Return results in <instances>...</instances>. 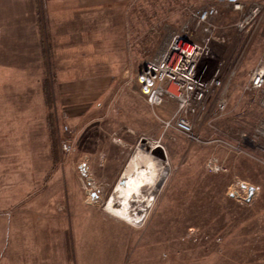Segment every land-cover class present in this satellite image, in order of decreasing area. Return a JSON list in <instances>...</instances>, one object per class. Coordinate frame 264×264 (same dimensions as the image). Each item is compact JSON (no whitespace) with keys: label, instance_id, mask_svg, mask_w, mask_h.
Returning <instances> with one entry per match:
<instances>
[{"label":"rangeland","instance_id":"374dc122","mask_svg":"<svg viewBox=\"0 0 264 264\" xmlns=\"http://www.w3.org/2000/svg\"><path fill=\"white\" fill-rule=\"evenodd\" d=\"M72 2L0 0V264H264V94L246 91L264 62V0H238L240 9L217 0H96L93 23L86 0ZM211 6L217 14L204 34L194 16ZM255 7L252 28L239 30ZM85 27L90 36H68ZM183 33L196 43L209 38L195 71L204 81L217 74L223 86L190 117L198 141L164 130L156 117L168 119L175 105L151 109L136 82L144 64ZM55 41L64 43L53 51ZM93 49L95 56L78 58ZM104 64L112 74L97 73ZM72 84L90 85L84 96L94 98L78 116L63 105ZM223 90L227 106L219 113ZM39 96L43 111L9 108ZM240 135L252 158L201 142ZM64 140L70 153L61 151ZM144 142L161 149L164 159L153 156L166 168L138 222H126L105 206L135 150H150ZM210 155L223 160L224 173L205 168ZM237 181L256 188L248 203L245 194L228 196Z\"/></svg>","mask_w":264,"mask_h":264},{"label":"built area","instance_id":"2783aa9c","mask_svg":"<svg viewBox=\"0 0 264 264\" xmlns=\"http://www.w3.org/2000/svg\"><path fill=\"white\" fill-rule=\"evenodd\" d=\"M220 3H226L240 9L238 0H217ZM259 13V8L255 7L250 14L237 22L236 27L247 32L255 23V17ZM217 14L215 7H209L199 10L195 13L194 20L197 26H201L204 34L210 32L209 19ZM209 38L196 43L192 41L185 33L177 34L172 37L166 49L157 57L147 61L136 77L139 88V94L145 103L154 108L161 106L166 102L175 105V109L168 119L161 120L156 117L164 127V130H173L186 137L191 141H198L199 136L194 133L193 123L190 119L199 109L205 105L207 93L211 90L223 89L222 81L217 74L209 81L201 80L196 74L195 66L204 56H208L207 44ZM203 57V58H204ZM232 74H228V78ZM226 89V88H225ZM246 91L253 94H264V62H260L249 76ZM224 90L220 93L216 106L219 113H223L227 106ZM259 105L264 107V97H260ZM264 131V124L260 126ZM264 136V132L260 133ZM246 137L240 135L238 140H226L215 138L212 140H202L203 144H215L216 147L227 149L238 155H244L252 158L251 152L241 146V142ZM200 140V139H199ZM243 140V141H242ZM73 150L71 140L61 142V151L65 154ZM224 162L217 155H210L206 162L205 168L213 174L224 173ZM243 186V188H241ZM250 186L243 182L237 181L229 189L228 196L232 198L247 196V189ZM254 188V187H253ZM256 192L254 188L253 195Z\"/></svg>","mask_w":264,"mask_h":264},{"label":"bare ground","instance_id":"6f19581e","mask_svg":"<svg viewBox=\"0 0 264 264\" xmlns=\"http://www.w3.org/2000/svg\"><path fill=\"white\" fill-rule=\"evenodd\" d=\"M141 147L150 150H135L105 206L106 211L126 222H138L140 212L148 206L166 168L164 162L153 156L160 155V150L147 142Z\"/></svg>","mask_w":264,"mask_h":264},{"label":"crops","instance_id":"0c3cea01","mask_svg":"<svg viewBox=\"0 0 264 264\" xmlns=\"http://www.w3.org/2000/svg\"><path fill=\"white\" fill-rule=\"evenodd\" d=\"M113 0H104V3L105 4H108V3H110V2H112ZM72 3H75V0H73V2ZM89 3H90V5H89ZM86 4H88L87 5V7L85 8V11H87V12H90V15H88V16H90V17H88V18H90V20H91V23H93L94 22V17H95V13H96V11H98L99 12V9H98V3L96 2V0H86ZM99 4H100V2H99ZM80 10V8H77L76 9V12H78ZM109 16H111V13H109L108 14ZM77 18L78 17H76V18H72V20H70V25H67L64 29V31L66 32V30L68 29V28H70V27H72L73 28V26H75V23H76V20H77ZM89 28H93V26H91V27H89ZM89 28L88 27H85V29L84 28H81V30L80 29H72V31H70L69 33H68V36H70V37H75V38H77V34H79L80 35V38H82V36H83V34L85 33L87 36H90V34H89ZM82 29H84V30H82ZM83 38H84V36H83ZM64 42H62V43H60V45H57V43H56V41H55V45H53L54 46V50L53 51H55V49H56V47L58 46V47H62V44H63ZM96 42H92V43H85L84 41L81 43V45L82 46H93L94 44H95ZM120 44V43H119ZM118 44V45H119ZM71 45V48L73 49V48H78L79 46H80V44H73V42L70 44ZM121 45V44H120ZM124 45V43L122 42V46ZM81 53V54H80ZM78 54H79V56H78V58H81V59H83L84 57L88 60V59H90V57L92 56H95V54H94V49L93 50H91V51H87L86 53H84V52H82V51H79L78 52ZM100 60H98L97 62L96 61H94V60H92V62H91V64H95V63H98ZM104 61V60H103ZM78 62H80V61H78ZM101 63L103 64V62L101 61ZM105 63V62H104ZM95 67H96V64H95ZM100 66H98L97 65V68H99ZM117 66H115V70L117 69L116 68ZM89 70L90 69H88L87 71L89 72ZM94 73L96 72V68H94ZM98 72L97 73H100V74H112L113 73V70H112V68H111V65L110 64H104V65H102V67L100 68V70H97ZM92 87L93 88H95V84H93L92 85ZM86 91L84 90V88H83V86H80V85H78V84H72L71 85V94H70V96H68V97H66L67 99H66V102H64V104L63 105H67L69 108H71V109H74L75 110V114L76 115H74V116H78L79 115V110H81L84 106H88V105H92V104H90L92 101H93V99L94 98H92V97H88V96H84L85 94L87 95L88 94V92H89V89H91V86L90 85H88L86 88ZM33 90H35V88H30L29 90H26V94H27V92H31V91H33ZM94 89H92L91 91H93ZM84 91L86 92V93H84ZM90 91V92H91ZM41 96H39V98H38V102L36 103V104H31V103H19V102H15V103H9L10 105H9V108L11 109V111H21V112H32V110H40V111H43L44 110V108L42 107V103L40 102V100H41V98H40ZM148 106V105H147ZM148 107H150V106H148ZM151 109H152V107H150ZM11 117H13V118H11L12 120L16 117L15 115H11ZM25 117L27 118V120H33V118H35V115L33 114V113H30V114H27V115H25ZM37 117V116H36ZM34 140H37V138L36 137H33V136H31L30 137V139H29V141L30 142H32V141H34Z\"/></svg>","mask_w":264,"mask_h":264},{"label":"water","instance_id":"95a60500","mask_svg":"<svg viewBox=\"0 0 264 264\" xmlns=\"http://www.w3.org/2000/svg\"><path fill=\"white\" fill-rule=\"evenodd\" d=\"M157 150H160V151H161V149L158 148V147H157ZM159 156H160V158L164 159V154H163L162 151H161V153H160ZM241 188H243V186H242ZM253 192H254V188H253V187H249V188L247 189V196H246V198L243 199V201H244L245 203H248V202L252 199V197H253ZM230 198H232V196H230Z\"/></svg>","mask_w":264,"mask_h":264}]
</instances>
